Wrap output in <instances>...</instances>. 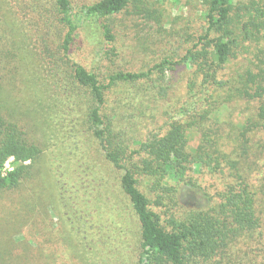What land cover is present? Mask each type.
<instances>
[{"label":"trees","instance_id":"obj_1","mask_svg":"<svg viewBox=\"0 0 264 264\" xmlns=\"http://www.w3.org/2000/svg\"><path fill=\"white\" fill-rule=\"evenodd\" d=\"M3 1L18 7V22L33 31L25 38L37 35L55 64L50 98L69 125V140L82 137L95 150L88 168L102 160L108 177L96 182L104 200L110 196L103 204L135 264H264V0H205L204 34L182 40L178 61L104 78L71 58L76 36L101 23L111 45L110 26L129 9L161 24L142 0ZM1 4L0 33L8 25ZM3 54L0 93L11 84ZM242 54L247 64L224 80L222 72ZM179 67L190 68V76L170 103ZM239 102L250 114L237 124L223 120V110ZM14 115L0 96V191H16L35 176L44 152ZM10 158L18 165L3 176ZM206 168L219 187L203 185ZM199 193L205 203L192 205L190 196Z\"/></svg>","mask_w":264,"mask_h":264},{"label":"rangeland","instance_id":"obj_2","mask_svg":"<svg viewBox=\"0 0 264 264\" xmlns=\"http://www.w3.org/2000/svg\"><path fill=\"white\" fill-rule=\"evenodd\" d=\"M1 1V12L6 13L8 25L0 33V54L4 53L3 58L9 55L7 70L11 69V84L2 88L1 100L44 152L35 176L16 191H0V264H135L133 249H125L121 237L115 236L118 231L112 222L116 218L106 205L110 196L104 200V188L96 182L100 176L108 177L101 169L102 160H94L99 165L97 169L88 168L95 150L88 149L82 137L69 140V125L50 98L55 94V64L45 55V46L38 42L37 35L25 38L33 31L31 26L27 31L18 22L14 10L18 7ZM142 3V7L157 12L161 24L145 14L135 16L129 9L130 12L116 16L110 26L116 38L114 43L106 41L101 23H95L80 30L71 58L104 78L117 70H148L165 58L176 62L182 53V40L191 38L195 42L204 34L205 0ZM112 48L115 56L111 55ZM242 56L233 59L222 72L224 80L235 77L239 66L247 64ZM178 70L171 76L174 94L170 103L183 92L180 80L190 76V68ZM249 114L248 104L239 102L224 109L221 117L237 124ZM61 122H65L64 127ZM17 165L15 160L10 162L13 170ZM195 168L199 174V168ZM200 176L208 190L212 184L219 187L218 175L209 174L207 168ZM190 199L192 205L206 201L201 193ZM123 226L121 223L118 228Z\"/></svg>","mask_w":264,"mask_h":264},{"label":"built area","instance_id":"obj_3","mask_svg":"<svg viewBox=\"0 0 264 264\" xmlns=\"http://www.w3.org/2000/svg\"><path fill=\"white\" fill-rule=\"evenodd\" d=\"M14 158H10L4 165V168L2 169V175L5 176L8 172L13 171L12 168H10V162L13 161ZM8 171V172H7Z\"/></svg>","mask_w":264,"mask_h":264}]
</instances>
